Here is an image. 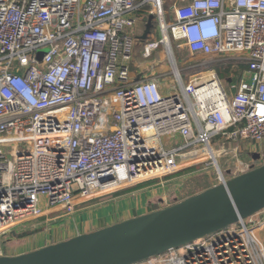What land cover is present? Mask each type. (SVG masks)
I'll return each mask as SVG.
<instances>
[{
	"label": "built area",
	"instance_id": "2783aa9c",
	"mask_svg": "<svg viewBox=\"0 0 264 264\" xmlns=\"http://www.w3.org/2000/svg\"><path fill=\"white\" fill-rule=\"evenodd\" d=\"M166 9L164 0H0V236L185 168L211 169L221 183L264 162V0ZM137 42L142 59L157 58L153 70L165 58L168 71L142 72ZM227 64L249 75L229 92L213 70ZM263 227L264 209L135 264H264Z\"/></svg>",
	"mask_w": 264,
	"mask_h": 264
},
{
	"label": "water",
	"instance_id": "95a60500",
	"mask_svg": "<svg viewBox=\"0 0 264 264\" xmlns=\"http://www.w3.org/2000/svg\"><path fill=\"white\" fill-rule=\"evenodd\" d=\"M153 17L143 19L140 42L150 32ZM251 157L258 160L260 154ZM170 200L165 207L63 241L0 255V264H135L183 246L264 209V162L182 200Z\"/></svg>",
	"mask_w": 264,
	"mask_h": 264
},
{
	"label": "rangeland",
	"instance_id": "374dc122",
	"mask_svg": "<svg viewBox=\"0 0 264 264\" xmlns=\"http://www.w3.org/2000/svg\"><path fill=\"white\" fill-rule=\"evenodd\" d=\"M164 8L171 7L172 3L175 0H164ZM167 10V9H166ZM144 21H140L138 23L136 31L141 33L144 25ZM156 24V21L154 20ZM155 28V27H154ZM159 36V35H158ZM142 43L137 42L136 44V62L140 67V70L147 75H150L153 71L167 72L168 71V61L165 58L162 59L161 63L157 65L154 69V63L157 61V58L150 59H142L140 54ZM162 46L160 45L159 49ZM43 50L37 52V57L41 59V54ZM186 53L184 51L177 52L176 58L185 59ZM230 65H217L213 68V70L219 71V74L222 75V71L224 69L229 70ZM181 68V65H179ZM246 161H250L249 157L244 158ZM223 163V157L219 160V165L221 166ZM225 164L222 165V168H225ZM195 168V167H189ZM185 168L177 174L178 184L177 185H169L168 181L164 182L163 185H166L162 188L163 185L161 183H154L150 185V187H146L143 189L135 190L127 195H123L120 197L112 198L114 192L102 195L100 197L94 198L86 202V204H82L80 210L88 219H97L98 215L105 216H115V215H124L128 214L130 211L134 210L137 206H148L147 201L149 202V208H156L161 206L162 204L168 203L170 199H166L159 204L156 200L157 196L160 194H165L170 187L174 188L178 193L179 197L187 196L189 194H193L194 192H199L202 189L206 188L209 185L211 179L216 180L217 174L206 167H197L195 171L184 173L183 171L189 169ZM184 174H183V173ZM169 183V184H165ZM130 188L132 186H129ZM134 187V186H133ZM176 193V194H177ZM78 208L76 210H78ZM70 214H64L62 216L53 215L45 220L43 218H39L33 221L19 223L13 226L8 232L4 235L0 236V255H16L22 252H25L28 249L35 248L41 244L50 242L53 239H60L62 236L68 235L67 228L73 225L74 218L69 217ZM80 222L78 223V226ZM74 228V231H80V228ZM10 231V232H9Z\"/></svg>",
	"mask_w": 264,
	"mask_h": 264
},
{
	"label": "crops",
	"instance_id": "0c3cea01",
	"mask_svg": "<svg viewBox=\"0 0 264 264\" xmlns=\"http://www.w3.org/2000/svg\"><path fill=\"white\" fill-rule=\"evenodd\" d=\"M227 65H230V64H227ZM218 75L221 79H223V83H224V86L226 88V90H228V92L231 90V91H234L233 88H231L232 86V83L234 81H236L238 78L242 77L245 78L246 80L249 79V75H248V72L246 70V67H244L243 65H231V67H229V70H226L224 69L222 71V75L219 74V71H218ZM169 183H165V184H169L170 186L171 185H177L178 184V179L176 180H173V181H168ZM143 184V185H141ZM154 184V182H144V183H140V184H137V185H134V187H137L138 185H141V186H138V188H136L135 190H139V189H143V188H146V187H150V185ZM217 184V181L216 180H213L211 179V181L209 182V185L206 187V188H209L213 185H216ZM166 186V185H163L162 188ZM133 187V186H132ZM130 187H127V188H124V189H128ZM204 188V189H206ZM122 189V190H124ZM120 190V191H122ZM134 190V191H135ZM203 190V189H202ZM118 191L114 192L113 195H112V198H115V197H120V196H123V195H127V194H116ZM200 192V191H199ZM131 193V192H130ZM176 190H174V188L170 187V189L163 195V194H160L157 196L156 200L158 201V203H160V200L164 201L166 199H170L171 196L177 198V200H182L190 195H193L195 193H198V192H194L193 194H189L187 196H183V197H179L178 193L176 194ZM149 202L151 203V200L147 201V205L148 206H137L136 205V208H134V210L130 211L128 214H124V215H115L114 217L113 216H103V215H98V218L97 219H88L83 213L80 214V212H82V210L79 211L80 208H78V210H76L74 213L70 214L69 217H73L74 218V222H73V225L70 226L69 228H67V233L68 235L66 236H62L60 237V239H53V240H50V242H47V243H44V244H41L35 248H32V249H28L26 250L25 252H28V251H32V250H35V249H38V248H41V247H44L46 245H49V244H52V243H56V242H59V241H63V240H66V239H69L73 236H76L78 234H81V233H87V232H90V231H93V230H96V229H99V228H102V227H105V226H108V225H111V224H114V223H117V222H120V221H123V220H126L128 218H131V217H135V216H138V215H141V214H144V213H148L152 210H155L165 204H162L161 206L159 207H156V208H149ZM86 204V203H84ZM167 204V203H166ZM82 207V205H81ZM53 215H58V216H62L64 215V213L62 211L60 212H54V213H51V214H48L46 216H42V217H39V218H43L45 220H48L49 217L53 216ZM68 215V214H67ZM71 217V218H72ZM39 218H35V219H32L30 221H33V220H36V219H39ZM81 220V223L79 224L78 226V223L80 222ZM29 222V221H27ZM25 223V222H23ZM80 228L82 230L80 231H74V228ZM259 235V238L260 240L263 242L264 244V227L261 228V230L259 231L258 233ZM24 253V252H22ZM20 254V253H19Z\"/></svg>",
	"mask_w": 264,
	"mask_h": 264
},
{
	"label": "trees",
	"instance_id": "16d2710c",
	"mask_svg": "<svg viewBox=\"0 0 264 264\" xmlns=\"http://www.w3.org/2000/svg\"><path fill=\"white\" fill-rule=\"evenodd\" d=\"M195 168L198 169L197 167H195ZM195 168H189V169H187V170H185L183 172L184 173H189V172L195 171L196 170ZM141 185H143V184H141ZM141 185H138V186H141ZM138 186L137 187H131V188H128V189H124L122 191H118L116 194H122L123 195V194H127V193H130V192H133L136 188H138Z\"/></svg>",
	"mask_w": 264,
	"mask_h": 264
}]
</instances>
